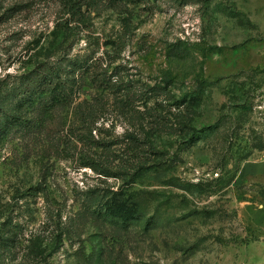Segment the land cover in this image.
Here are the masks:
<instances>
[{"label": "rangeland", "instance_id": "obj_1", "mask_svg": "<svg viewBox=\"0 0 264 264\" xmlns=\"http://www.w3.org/2000/svg\"><path fill=\"white\" fill-rule=\"evenodd\" d=\"M4 112L0 264H264V0H0Z\"/></svg>", "mask_w": 264, "mask_h": 264}, {"label": "trees", "instance_id": "obj_2", "mask_svg": "<svg viewBox=\"0 0 264 264\" xmlns=\"http://www.w3.org/2000/svg\"><path fill=\"white\" fill-rule=\"evenodd\" d=\"M84 69L85 68L83 67V64L78 63L77 65H74L72 67L71 71H69L70 77L68 79H65V81L60 80L54 83L51 81L46 82L47 80H44L43 84H38L36 87L32 85V87L29 88L28 91L24 92V94L27 95L28 105H33L37 100H39V103L41 104L39 110L40 111L42 110L44 112L45 111L47 112L56 106L66 107L68 105V102H70L71 95L74 93L75 89H78V86L80 84L79 74L85 73ZM59 71L57 72L58 76L60 75ZM61 71H62L61 73H64V70ZM44 85L52 88L49 89L48 91L44 89L40 90V88L43 87ZM201 89L202 88L200 87L197 91L192 93L187 101H183L181 106L186 108V110L189 111L193 110L201 99V91H202ZM43 94L50 96L51 99L50 102L44 104L42 103V97L40 98V96H42ZM3 117L4 119L6 117L10 118V122L4 123V126L2 125V122H0V136L5 135L6 130L8 128L14 126L17 123V121H20V116H17L15 120L13 116H10L9 114L5 113ZM194 136L195 133L192 134L190 139L193 140ZM106 213H110L112 217L118 219H123V218L134 219L135 213H137V211L134 212V210L124 207L123 205H118L116 207L107 206Z\"/></svg>", "mask_w": 264, "mask_h": 264}]
</instances>
